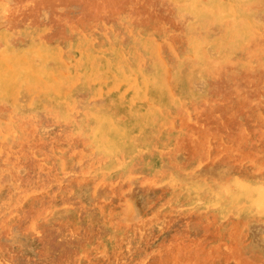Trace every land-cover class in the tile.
<instances>
[{"label":"rangeland","instance_id":"rangeland-1","mask_svg":"<svg viewBox=\"0 0 264 264\" xmlns=\"http://www.w3.org/2000/svg\"><path fill=\"white\" fill-rule=\"evenodd\" d=\"M194 1L0 0V264H264V216L237 223L247 198L175 201L178 184L264 187V0H232L229 32Z\"/></svg>","mask_w":264,"mask_h":264},{"label":"bare ground","instance_id":"bare-ground-1","mask_svg":"<svg viewBox=\"0 0 264 264\" xmlns=\"http://www.w3.org/2000/svg\"><path fill=\"white\" fill-rule=\"evenodd\" d=\"M140 1V0H139ZM192 1V0H191ZM197 1V0H196ZM196 1H194V2H196ZM199 2V1H198ZM209 2V1H208ZM212 2H213V5L211 6V7H206V8H203L202 9V11H203V13H202V16L204 17H206V19L208 18V19H215V20H219L218 22H220L219 24L221 25V26H223V25H225L226 27H225V30L226 31H230V30H232V27H231V23H233V22H235L236 20H238L237 18H235L234 17V12H233V8H234V3H233V1L232 0H225V1H220V0H212ZM248 2V1H247ZM260 2V1H259ZM210 3V2H209ZM245 3V2H244ZM28 4V3H27ZM192 4V3H191ZM201 4H202V2H201ZM242 4V3H241ZM260 4V3H259ZM53 5V4H52ZM190 5V4H189ZM237 5V4H236ZM165 6V5H164ZM203 6V5H202ZM253 6V5H252ZM257 6V5H256ZM264 6V5H263ZM192 7V6H191ZM247 7V6H246ZM197 8V7H196ZM250 8V7H249ZM248 8V9H249ZM253 8V7H252ZM143 9V8H142ZM194 9V8H193ZM256 9V8H255ZM16 10V9H15ZM197 11V10H196ZM195 11V12H196ZM61 12V11H60ZM199 12V11H198ZM198 12H196V13H198ZM252 13V12H251ZM127 14V13H126ZM125 14V15H126ZM201 16V18H203ZM254 16V15H253ZM197 17H198V14H197ZM247 18V17H246ZM245 19V18H244ZM196 20V19H195ZM246 20V19H245ZM244 20V21H245ZM262 20H263V18H262ZM204 22L206 23V21L204 20ZM252 22H253V20H252ZM195 23V22H194ZM239 23L241 24L242 23V21L240 22L239 21ZM250 23V22H249ZM259 23V22H258ZM257 23V24H258ZM201 24V23H200ZM207 24H209L208 22H207ZM206 24V25H207ZM210 24H212L211 22H210ZM262 24V23H261ZM169 25V24H168ZM195 25V24H194ZM213 25V24H212ZM212 25H210L211 27H212ZM215 25V24H214ZM187 26V25H186ZM199 26V25H198ZM249 26V25H248ZM263 26V25H262ZM204 27V26H203ZM206 27V26H205ZM204 27V28H205ZM199 28V27H198ZM240 28H241V25H240ZM253 28V27H252ZM264 28V27H263ZM197 29V28H196ZM201 29V28H200ZM200 29H197L198 31L200 30ZM216 29V28H215ZM242 29V28H241ZM246 29V28H245ZM250 29V28H249ZM150 30V29H149ZM189 30V29H188ZM202 30H203V28H202ZM206 30H208V29H206ZM218 30H220V29H218ZM260 30V29H259ZM187 31V30H186ZM192 31H194V30H192ZM209 31V30H208ZM215 31V30H214ZM226 31H225V33H226ZM234 31V30H233ZM245 31V30H244ZM251 32L253 31V30H250ZM136 32H137V30H136ZM155 32V31H154ZM190 32V31H189ZM188 32V33H189ZM210 32V31H209ZM87 33V32H86ZM142 33V32H141ZM194 33V32H193ZM225 33H224V35H225ZM234 33H235V31H234ZM239 33H240V31H239ZM245 33V32H244ZM247 33H249L250 34V32H246V34ZM253 33V32H252ZM251 33V34H252ZM89 34V33H88ZM152 34V33H151ZM156 34V33H155ZM155 34H153V36L155 35ZM197 34V33H196ZM203 34V33H202ZM212 34H213V32H212ZM216 34V33H215ZM217 34H219V33H217ZM221 34V33H220ZM245 34V35H246ZM259 34V33H258ZM150 35V34H149ZM190 35H192V34H190ZM201 35V34H200ZM207 35V34H206ZM228 34H226L225 36H227ZM234 35V34H233ZM236 35V34H235ZM234 35V36H235ZM244 35V34H243ZM253 36V38L252 37H250L251 38V40L253 39V42H254V39H257L256 38V36H255V38H254V34H252ZM91 36V35H90ZM89 36V37H90ZM109 36V35H108ZM258 36V35H257ZM145 37V36H144ZM159 37V36H158ZM219 37V36H218ZM239 37V36H238ZM246 37V36H245ZM244 37V38H245ZM260 37V36H259ZM91 38V37H90ZM109 38H110V36H109ZM147 38V37H146ZM149 38V37H148ZM147 38V39H148ZM180 38V37H179ZM183 38V37H182ZM181 38V39H182ZM219 38H221V37H219ZM226 38V37H225ZM237 38V37H236ZM247 38V37H246ZM250 38L249 39H247V40H250ZM72 39H73V35H72ZM106 39V38H105ZM145 39V38H144ZM152 39H153V37H152ZM186 39V38H185ZM215 39V38H214ZM213 39V40H214ZM240 40H241V37L239 38ZM86 40V39H85ZM84 40V41H85ZM88 40V39H87ZM93 40V39H92ZM92 40H91V42H92ZM108 40V39H107ZM151 40V39H150ZM149 40V41H150ZM183 40V39H182ZM192 40V39H191ZM204 40H205V38H204ZM219 40V39H218ZM227 40V39H226ZM232 40H233V38H232ZM246 40V41H247ZM90 41V40H89ZM94 41V40H93ZM185 41V40H184ZM220 41V40H219ZM231 41V40H230ZM236 41V40H235ZM239 41V40H238ZM245 41V42H246ZM90 42V43H91ZM118 42V41H117ZM167 42V41H166ZM186 42V41H185ZM188 42V41H187ZM204 42V41H203ZM207 42V41H206ZM222 42V41H221ZM244 42V43H245ZM261 42V41H260ZM89 42H87L86 44H88ZM162 43V42H161ZM168 43V42H167ZM180 43V42H179ZM184 43V42H183ZM219 43V42H218ZM228 43V42H227ZM230 43V42H229ZM228 43V44H229ZM240 44L242 43V42H239ZM247 43V42H246ZM256 43H257V40H256ZM255 43V44H256ZM69 44V43H68ZM150 44V43H149ZM160 44V43H159ZM163 44H164V41H163ZM169 44V43H168ZM185 44V43H184ZM251 44V43H250ZM249 44V45H250ZM59 45V44H58ZM70 45V44H69ZM204 45V44H203ZM217 45H219V44H217ZM223 45V44H222ZM221 45V46H222ZM246 45V44H245ZM252 45V44H251ZM86 46V45H85ZM88 46V45H87ZM134 46V45H133ZM151 46H152V44H151ZM180 46V45H179ZM178 46V47H179ZM233 46H236V44L235 45H233ZM57 47V46H56ZM70 47V46H69ZM84 47V46H83ZM82 47V48H83ZM129 47V46H128ZM156 47V46H155ZM168 47V46H167ZM172 47V46H171ZM170 47V48H171ZM181 47H183V46H181ZM185 47V46H184ZM202 47V46H201ZM212 47V46H211ZM237 47V46H236ZM247 47V46H246ZM249 47V46H248ZM76 48V47H75ZM135 48V47H134ZM153 48V47H152ZM203 48V47H202ZM232 48V47H231ZM231 48H230V50H231ZM234 48V47H233ZM245 48V47H244ZM253 48H255V47H253ZM264 48V47H263ZM81 49V48H80ZM88 49V48H87ZM86 49V50H87ZM164 49V48H163ZM173 49V48H172ZM171 49V50H172ZM223 49H225V48H223ZM240 49V48H239ZM252 48H250V49H248V50H251ZM60 50V49H59ZM67 50V49H66ZM86 50H84V51H86ZM179 50V49H178ZM219 50V49H218ZM233 50V49H232ZM236 50V49H235ZM246 50H247V48H246ZM246 50L244 51V52H246ZM247 50V51H248ZM58 51V50H57ZM126 51V50H125ZM137 51V50H136ZM168 51V50H167ZM172 51H175V50H172ZM205 52H206V50H204ZM215 51H217L216 49H215ZM214 51V52H215ZM241 51V50H240ZM255 51V50H254ZM257 51V50H256ZM55 52V51H54ZM59 52H61V50L60 51H58V53ZM62 52H64L63 50H62ZM82 52V51H81ZM80 52V53H81ZM127 52V51H126ZM152 53H153V50L151 51ZM166 52V51H165ZM204 52V53H205ZM229 52V51H228ZM233 52V51H232ZM251 52V51H250ZM252 52H253V50H252ZM85 53V52H84ZM83 53V54H84ZM108 53V52H107ZM135 53V52H134ZM150 53V52H149ZM207 53V52H206ZM213 53V52H212ZM211 53V54H212ZM218 53V52H217ZM216 53V54H217ZM237 53V52H236ZM248 53V52H247ZM246 53V54H247ZM255 53V52H254ZM43 54V53H42ZM62 54V53H61ZM105 54H106V52H105ZM132 54V53H131ZM135 54H137V53H135ZM165 55H167L166 53H164ZM232 54V53H231ZM250 54V53H249ZM253 54V53H252ZM260 54V53H259ZM56 56L57 55H59V54H55ZM78 55V54H77ZM82 55V54H81ZM80 55V56H81ZM86 56H87V54H85ZM84 55V56H85ZM99 55V54H98ZM101 55V54H100ZM121 55V54H120ZM126 55V54H125ZM162 55V54H161ZM160 55V56H161ZM208 55V54H207ZM213 55H215V54H213ZM212 55V56H213ZM236 55V54H235ZM234 55V56H235ZM244 55V54H243ZM255 55V54H254ZM80 56H78V57H80ZM94 56V55H93ZM110 56V55H109ZM115 56V55H114ZM113 56V57H114ZM122 56V55H121ZM149 56V55H148ZM150 56H151V54H150ZM159 56V55H158ZM164 56V55H163ZM224 56V55H223ZM251 56V55H250ZM257 56V55H256ZM89 57H91V56H89ZM88 57V58H89ZM156 56L154 55V58H155ZM171 57V56H170ZM169 57V58H170ZM176 57V56H175ZM179 57V56H178ZM207 57V56H206ZM225 57H227V56H225ZM240 57H241V54H240ZM258 57V56H257ZM261 57V56H260ZM92 58V57H91ZM94 58H95V56H94ZM94 58H92V59H94ZM116 58V57H115ZM122 58V57H121ZM123 58H124V56H123ZM160 58V57H159ZM218 58V57H217ZM255 58V57H254ZM264 58V57H263ZM57 59V58H56ZM86 59V58H85ZM104 59H106L107 60V58H104ZM103 59V60H104ZM129 59V58H128ZM220 59V58H219ZM227 59V58H226ZM243 59H245V58H243ZM247 59V58H246ZM81 60V59H80ZM97 61V59H94V61ZM114 60V59H113ZM116 60V59H115ZM118 60V59H117ZM149 60V59H148ZM171 60V59H170ZM184 60V59H183ZM195 60V59H194ZM225 60V59H224ZM250 60V59H249ZM85 61V60H84ZM83 61V62H84ZM128 61V60H127ZM140 61V60H139ZM160 61V60H159ZM169 61V60H168ZM191 61V60H190ZM192 61H193V59H192ZM211 61V60H210ZM220 61V60H219ZM228 61V60H227ZM233 61V60H232ZM251 61V60H250ZM259 61V60H258ZM87 62V61H86ZM93 62V61H92ZM115 61H113V63H114ZM146 62V61H145ZM162 62V61H161ZM194 62V61H193ZM205 62V60H203V62L202 63H204ZM225 62V61H224ZM231 62V61H230ZM89 63V62H88ZM110 63V62H109ZM128 63V62H127ZM126 63V64H127ZM195 63V62H194ZM202 63H201V65H202ZM221 63V62H220ZM51 64V63H50ZM99 64V63H98ZM103 64V63H102ZM141 64V63H140ZM145 64V63H144ZM162 64V63H161ZM197 64V63H196ZM195 64V65H196ZM240 64H241V62H240ZM245 64H246V62H245ZM80 65V64H79ZM83 65V64H82ZM91 65V64H90ZM100 65V64H99ZM113 65H116V64H113ZM130 65V64H129ZM167 65V64H166ZM195 65H193V66H195ZM239 65V64H238ZM261 65V64H260ZM259 65V66H260ZM263 65V64H262ZM163 66V65H162ZM183 66V65H182ZM198 66H200V65H198ZM218 66V65H217ZM244 66H246V65H244ZM28 67V66H27ZM192 66H190V68H191ZM196 67H197V65H196ZM203 67H205V66H203ZM75 68H77V67H75ZM82 68V67H81ZM96 68V67H95ZM99 68V67H98ZM163 68V67H162ZM176 68V67H175ZM227 68H228V66H227ZM84 69V68H83ZM124 69V68H123ZM178 69H180V68H178ZM192 69V68H191ZM200 69V68H199ZM201 69H203V68H201ZM235 69H237V68H235ZM260 69V68H259ZM264 69V68H263ZM82 70V69H81ZM89 70V69H88ZM95 70V69H94ZM93 70V71H94ZM161 70H163V69H161ZM203 70H206V69H203ZM230 70V69H229ZM239 70H240V67H239ZM242 70H243V68H242ZM19 71V70H18ZM30 71V70H29ZM74 71V70H73ZM84 71V70H83ZM92 71V72H93ZM103 71V70H102ZM105 71V70H104ZM107 71V70H106ZM106 71H105V73H106ZM171 71V70H170ZM179 71V70H178ZM192 71V70H191ZM207 71V70H206ZM255 71V70H254ZM165 72V71H164ZM183 72V71H182ZM200 72H202V71H200ZM205 72V71H204ZM231 72V71H230ZM263 72V71H262ZM81 73V72H80ZM99 72H95V73H92V74H94V75H97ZM103 73V72H102ZM118 73H119V71H118ZM179 73V72H178ZM243 73V72H242ZM248 73V72H247ZM29 74V73H28ZM71 74V73H70ZM78 74H79V72H78ZM87 74V73H86ZM215 74V73H214ZM220 74V73H219ZM231 74V73H230ZM33 76H34V74H32ZM32 75H31V78H32ZM79 75H81V74H79ZM160 75H162L161 73H160ZM257 75V74H256ZM262 75V74H261ZM70 76V75H69ZM68 76V77H69ZM83 76V75H82ZM87 76H88V74H87ZM100 76V75H99ZM108 76V75H107ZM163 76V75H162ZM188 76H189V74H188ZM202 76V75H201ZM217 76H218V79H219V76L220 75H218L217 74ZM248 76V75H247ZM246 76V77H247ZM253 76V75H252ZM92 77V76H91ZM91 77H90V79H91ZM215 77V76H214ZM77 78V77H76ZM79 78H80V76H79ZM83 78H84V76H83ZM98 78V77H97ZM114 78V77H113ZM119 78V77H118ZM207 78H208V76H207ZM224 78V77H223ZM37 79H39V77L37 78ZM93 79H94V77H93ZM217 79V78H216ZM239 79V78H238ZM262 79V78H261ZM41 80V79H40ZM58 80V79H57ZM63 80V79H62ZM67 80V79H66ZM69 80H71V78L69 79ZM113 80V79H112ZM135 80V79H134ZM188 80V79H187ZM203 80V79H202ZM214 80V79H213ZM242 80H243V78H242ZM14 81V80H13ZM68 81V80H67ZM99 81V80H98ZM117 81V80H116ZM168 81V80H167ZM220 81V80H219ZM258 81V80H257ZM256 81V82H257ZM261 81H263V80H261ZM41 82V81H40ZM42 82H43V80H42ZM68 82H70V81H68ZM76 82V81H75ZM78 82V81H77ZM105 82V81H104ZM115 82V81H114ZM114 82H113V84H114ZM118 82H119V80H118ZM118 82H116V83H118ZM164 82V81H163ZM166 82V81H165ZM189 82V81H188ZM212 82V81H211ZM214 82V81H213ZM222 82V81H221ZM228 82V81H227ZM232 82V81H231ZM18 83V82H17ZM99 83V82H98ZM128 83V82H127ZM139 83V82H138ZM167 83V82H166ZM245 83V82H244ZM249 83V82H248ZM10 84V81L9 80H5V87L3 88V89H1V93H2V90H4V92H6V88H7V86ZM168 84V83H167ZM189 84V83H188ZM214 84V83H213ZM27 85V84H26ZM32 85V84H31ZM39 85V84H38ZM70 85H72L73 86V84H71L70 83ZM81 85V84H80ZM89 85V84H88ZM94 85V84H93ZM118 85V84H117ZM150 85V84H149ZM218 85V84H217ZM221 85V84H220ZM228 85H230V84H228ZM234 85V84H233ZM243 85V84H242ZM244 85H246V84H244ZM248 85V84H247ZM255 85V84H254ZM263 85V84H262ZM65 86V85H64ZM107 86H110V85H107ZM132 86V85H131ZM136 86V85H135ZM212 86V85H211ZM222 86V85H221ZM251 86V85H250ZM249 86V87H250ZM35 87H36V85H35ZM97 87V86H96ZM102 87V86H101ZM106 87V86H105ZM125 87V86H124ZM217 87V86H216ZM252 87V86H251ZM263 87V86H262ZM41 88H43L42 86H41ZM67 88V87H66ZM92 88H93V86H92ZM95 88V87H94ZM100 88V87H99ZM116 88V86L114 87V89ZM211 88V87H210ZM242 88V87H241ZM40 89V88H39ZM65 89V88H64ZM63 89V90H64ZM103 89V88H102ZM110 89H113V88H110ZM113 89V90H114ZM128 89V88H127ZM132 88H130V90H131ZM174 89V88H173ZM190 89V88H189ZM201 89H202V87H201ZM218 89V88H217ZM225 89V88H224ZM223 89V90H224ZM230 89V88H229ZM251 89V88H250ZM261 89V88H260ZM66 90V89H65ZM112 90V91H113ZM134 90V89H133ZM167 90V89H166ZM200 90V89H199ZM67 91V90H66ZM98 91H99V89H98ZM105 91V90H104ZM104 91H102V92H104ZM120 91V90H119ZM190 91V90H189ZM209 91V90H208ZM207 91V92H208ZM246 91H247V89H246ZM263 91H264V88H263ZM43 92V91H42ZM101 92V93H102ZM121 92V91H120ZM129 92V91H128ZM147 92V91H146ZM151 92V91H150ZM210 92V91H209ZM215 92V91H214ZM213 92V93H214ZM219 92V91H218ZM223 92V91H222ZM229 92V91H228ZM238 92V91H237ZM242 92V91H241ZM240 92V93H241ZM244 92V91H243ZM260 92V91H259ZM67 93V92H66ZM115 93V92H114ZM149 93V92H148ZM251 93H253V92H251ZM61 94V93H60ZM97 94V93H96ZM133 94V93H132ZM156 94V93H155ZM170 94V93H169ZM195 94V93H194ZM202 94H204V92L202 93ZM208 94V93H207ZM206 94V95H207ZM212 94V93H211ZM224 94V93H223ZM242 94V93H241ZM240 94V95H241ZM244 94H246V93H244ZM38 95V94H37ZM99 95V94H98ZM147 95V94H146ZM225 95V94H224ZM228 95V94H227ZM237 95V94H236ZM261 95V94H260ZM260 95H256L257 97L258 96H260ZM60 96V95H59ZM174 96V95H173ZM209 96V95H208ZM207 96V97H208ZM215 96V95H214ZM262 96V95H261ZM41 97V96H40ZM167 97V96H166ZM177 97V96H176ZM201 97V96H200ZM205 97V96H204ZM211 97V96H210ZM216 97V96H215ZM221 97V96H220ZM224 97V96H223ZM246 97H247V95H246ZM254 97V96H253ZM10 98V97H9ZM57 98V97H56ZM164 99H165V97H163ZM162 98V99H163ZM172 98V97H171ZM206 98V97H205ZM245 98V97H244ZM247 98H249V97H247ZM255 98V97H254ZM148 99V98H147ZM178 99V98H177ZM116 100V99H115ZM199 100V99H198ZM210 100V99H209ZM218 100V99H217ZM232 100V99H231ZM230 100V101H231ZM249 100V99H248ZM254 100V99H253ZM52 101V100H51ZM62 101V100H61ZM74 101V100H73ZM161 101V100H160ZM159 101V102H160ZM172 101V100H171ZM175 101V100H174ZM202 101H204L203 99H202ZM220 101V100H219ZM12 102V101H11ZM115 102V101H114ZM162 102V101H161ZM198 102V101H197ZM211 102V101H210ZM223 102V101H222ZM225 102V101H224ZM116 103H117V101H116ZM138 103H139V101H138ZM163 103H164V101H163ZM171 103V102H170ZM181 103V102H180ZM190 103V102H189ZM188 103V104H189ZM193 103V102H192ZM202 103V102H201ZM214 103V102H213ZM212 103V104H213ZM254 103V102H253ZM73 104V103H72ZM131 104V103H130ZM140 104V103H139ZM187 104V105H188ZM194 104V103H193ZM236 104V103H235ZM65 105H66V103H65ZM119 105V104H118ZM156 105V104H155ZM163 105V104H162ZM185 105V104H184ZM201 105V104H200ZM216 104H214V106H215ZM227 105V104H226ZM238 105V104H237ZM260 105V104H259ZM262 105V104H261ZM41 106V105H40ZM64 106V105H63ZM136 106V105H135ZM145 106H147V105H145ZM183 106V105H182ZM204 106V105H203ZM247 106V105H246ZM253 106V105H252ZM256 106H258V105H256ZM263 106V105H262ZM122 107H123V105H122ZM121 107V108H122ZM134 107V106H133ZM137 107V106H136ZM136 107H135V109H136ZM142 107V106H141ZM140 107V108H141ZM164 107V106H163ZM173 107V106H172ZM175 107V106H174ZM187 107V106H186ZM185 107V108H186ZM196 107V106H195ZM225 107H227V106H225ZM233 107H235L236 108V105L235 106H233ZM248 107V106H247ZM250 107V106H249ZM260 107V106H259ZM66 108V107H65ZM146 108V107H145ZM150 108V107H149ZM152 108V107H151ZM161 108V107H160ZM176 108H178V107H176ZM207 108V107H206ZM220 108V107H219ZM230 108V107H229ZM246 108V107H245ZM55 109V108H54ZM61 109H63V108H61ZM119 109V108H118ZM157 109V108H156ZM173 109V108H172ZM198 109V108H197ZM209 109V108H208ZM213 109H214V107H213ZM217 109V108H216ZM222 109V108H221ZM228 109V108H227ZM237 109V108H236ZM243 109H244V107H243ZM253 109V108H252ZM251 109V110H252ZM255 109V108H254ZM259 109V108H258ZM158 110H160V109H158ZM210 110V109H209ZM234 110V109H233ZM233 110H232V112H233ZM57 111V110H56ZM55 111V112H56ZM65 111V110H64ZM122 111V110H121ZM140 111V110H139ZM167 111V110H166ZM205 112L207 111V110H204ZM158 112V111H157ZM183 112V111H182ZM185 112V111H184ZM203 112V111H202ZM217 112H220L219 111V109H218V111ZM251 112V111H250ZM52 113H54V112H52ZM59 113V112H58ZM62 113V112H61ZM67 113V112H66ZM66 113H64V114H66ZM124 113V112H123ZM130 113V112H129ZM176 113V112H175ZM200 113V112H199ZM213 113V112H212ZM222 113H224V112H222ZM229 113V112H228ZM50 114V113H49ZM60 114V113H59ZM127 114V113H126ZM160 114V113H159ZM163 114H165V113H163ZM178 114V113H177ZM196 114V113H195ZM215 114V113H214ZM246 114V113H245ZM18 115V114H17ZM23 115V114H22ZM26 114H24L23 116H25ZM68 115V114H67ZM88 115V114H87ZM169 115V114H168ZM212 115V117H213V114H211ZM215 115H217V114H215ZM247 115V114H246ZM27 116V115H26ZM32 116V115H31ZM69 116V115H68ZM72 116V115H71ZM70 116V117H71ZM143 116V115H142ZM141 116V117H142ZM154 116V115H153ZM162 116V115H161ZM164 116V115H163ZM174 116H176V118H177V115H174ZM197 116V115H196ZM208 116V115H207ZM220 116V115H219ZM262 116V115H261ZM15 117V116H14ZM17 117V116H16ZM160 117V116H159ZM171 117V116H170ZM218 117V116H217ZM228 117H230V116H228ZM27 118H28V116H27ZM26 118V119H27ZM139 118V117H138ZM145 118V117H144ZM167 118V117H166ZM206 118V117H205ZM214 118V117H213ZM23 119V118H22ZM25 119V120H26ZM29 119V118H28ZM69 119V118H68ZM141 119V118H140ZM156 119V118H155ZM159 119H161V117L159 118ZM162 119H164L163 117H162ZM187 119V118H186ZM191 119V118H190ZM189 119V120H190ZM209 119V118H208ZM224 119V118H223ZM230 119V118H229ZM232 119V118H231ZM239 119V118H238ZM71 120V119H70ZM86 120V119H85ZM84 120V121H85ZM144 120V119H143ZM165 120V119H164ZM175 120V119H174ZM188 120V121H189ZM205 120H207V119H205ZM209 120H211V118L209 119ZM215 120V119H214ZM32 121V120H31ZM34 121V120H33ZM62 121V120H61ZM170 121H171V119H170ZM195 121V120H194ZM216 121V120H215ZM25 122V121H24ZM86 122V121H85ZM126 122V121H125ZM162 122V121H161ZM255 122V121H254ZM253 122V123H254ZM7 123V122H6ZM27 123H29V121L27 122ZM32 123V122H31ZM154 123V122H153ZM167 123V122H166ZM175 123V122H174ZM202 123V122H201ZM208 123V122H207ZM218 123V122H217ZM221 123V122H220ZM240 123V122H239ZM30 124V123H29ZM92 124V123H91ZM159 124V123H158ZM161 124V123H160ZM171 124V123H170ZM197 124V123H196ZM237 124V123H236ZM241 124V123H240ZM24 125H25V123H24ZM90 125V124H89ZM212 125V124H211ZM147 127H148V125H146ZM163 126H164V124H163ZM166 126V125H165ZM209 126V125H208ZM208 126H206V127H208ZM10 127H11V125H10ZM86 127V126H85ZM138 127V126H137ZM156 127V126H155ZM245 127V126H244ZM1 128V127H0ZM13 128V127H12ZM25 127H23V129H24ZM82 128H83V125H82ZM164 128V127H163ZM177 128V127H176ZM180 128V127H179ZM226 128V127H225ZM22 129V130H23ZM136 129V128H135ZM153 129V128H152ZM155 129V128H154ZM243 129H245V128H243ZM262 129V128H261ZM2 130V129H1ZM90 130V129H89ZM225 130H227V129H225ZM27 131V130H26ZM81 131H82V129H81ZM92 131V130H91ZM144 131V130H143ZM264 131V130H263ZM2 132V131H1ZM87 132H89V131H87ZM150 132V131H149ZM153 132V131H152ZM167 132V131H166ZM185 132V131H184ZM209 132V131H208ZM82 132H80V134H81ZM219 133V132H218ZM16 134V133H15ZM135 134V133H134ZM151 134V133H150ZM26 135V134H25ZM137 135V134H136ZM156 135V134H155ZM154 135V136H155ZM159 135V134H158ZM157 135V136H158ZM160 135H161V133H160ZM264 135V134H263ZM14 136V135H13ZM53 136V135H52ZM81 136H83L82 134H81ZM80 136V137H81ZM135 136V135H134ZM3 137V136H2ZM64 137V136H63ZM93 137V136H92ZM138 137V136H137ZM151 137V136H150ZM191 137V136H190ZM195 137H196V134H195ZM207 137V136H206ZM210 137V136H209ZM242 137V136H241ZM240 137V138H241ZM247 137V136H246ZM6 138V137H5ZM17 138V137H16ZM41 138V137H40ZM67 138H69V136L67 137ZM90 138H91V136H90ZM8 139V138H7ZM31 139V138H30ZM63 139V138H62ZM160 139V138H159ZM222 139V138H221ZM226 139V138H225ZM231 139H233V138H231ZM0 140H2L1 138H0ZM163 140V139H162ZM209 140V139H208ZM212 140V139H211ZM243 140V139H242ZM92 141V140H91ZM94 141V140H93ZM96 141V140H95ZM94 141V142H95ZM104 141H105V143H108V141H109V137H106V138H104ZM117 141H118V139H117ZM176 141V139L174 140V142ZM239 141H240V139H239ZM13 142H14V140H13ZM90 142V141H89ZM94 142H93V144H94ZM146 142V141H145ZM164 142V141H163ZM162 142V143H163ZM242 142V141H241ZM258 142V141H257ZM256 142V143H257ZM27 143H29V142H27ZM148 143V142H147ZM11 144H12V142H11ZM10 144V145H11ZM25 144V143H24ZM137 144V143H136ZM209 144V143H208ZM236 144H237V142H236ZM34 145V144H33ZM96 145V144H95ZM110 145V144H109ZM147 145V144H146ZM130 146V145H129ZM173 146V145H172ZM8 147H9V145H8ZM31 147V146H30ZM114 147V146H113ZM140 147V146H139ZM170 147V146H169ZM32 148V147H31ZM109 148H111V147H109ZM180 148V147H179ZM206 148H208V147H206ZM82 149V148H81ZM142 149V148H141ZM148 149V148H147ZM159 149V148H158ZM175 149H177V148H175ZM45 150H47V149H45ZM44 150V151H45ZM77 150V149H76ZM174 150V149H173ZM82 151V150H81ZM103 151V150H102ZM124 151V150H123ZM135 152H136V150H134ZM176 151V150H175ZM74 152V151H73ZM95 152V151H94ZM105 152V151H104ZM140 152V151H139ZM145 152V151H144ZM165 152V151H164ZM234 152V151H233ZM52 153V152H51ZM51 153H46V155H50ZM82 153H83V151H82ZM93 153V152H92ZM122 153V152H121ZM121 153H119V154H121ZM137 154H138V152H136ZM145 153H147V152H145ZM144 153V154H145ZM163 153V152H162ZM207 153H208V150H207ZM6 154H7V152H6ZM85 154H87V153H85ZM118 154V153H117ZM124 154V153H123ZM9 155V154H8ZM89 155V154H88ZM94 155V154H93ZM113 155V154H112ZM146 155V154H145ZM90 156V155H89ZM92 156V155H91ZM96 156H97V154H96ZM109 156V155H108ZM117 156V155H116ZM115 156V157H116ZM170 156V155H169ZM94 157H95V155H94ZM111 157V156H110ZM110 157H108V161H109V159H110ZM96 158V157H95ZM134 158V157H133ZM207 158H208V156H207ZM5 159V158H4ZM10 159V158H9ZM93 159V158H92ZM91 159V160H92ZM97 159H98V156H97ZM102 159V158H101ZM100 159V160H101ZM116 159H118V157L116 158ZM116 159H115V161H116ZM122 159H123V157H122ZM128 159V158H127ZM126 159V160H127ZM130 159V158H129ZM7 160V159H6ZM88 160V159H87ZM90 160V161H91ZM99 160V161H100ZM106 160V159H105ZM132 160H134V159H132ZM214 160V159H213ZM89 161V160H88ZM89 161V162H90ZM97 161V160H96ZM137 161V160H136ZM139 161H140V159H139ZM76 162V161H75ZM74 162V163H75ZM98 162V161H97ZM149 162V161H148ZM154 162V161H153ZM199 162H200V160H199ZM4 163H5V161H4ZM12 163V162H11ZM92 163H93V161H92ZM103 163V162H102ZM122 163H123V161H122ZM151 163H152V161H151ZM150 163V164H151ZM164 163H166V162H164ZM6 164V163H5ZM14 164V163H13ZM86 164H88V163H86ZM97 164V163H96ZM95 164V165H96ZM106 164V163H105ZM146 164V163H145ZM153 164V163H152ZM84 165V164H83ZM82 165V166H83ZM93 165V164H92ZM94 165V166H95ZM97 165H99V164H97ZM104 165V164H103ZM7 166V165H6ZM21 166V165H20ZM116 166V165H115ZM121 166V165H120ZM119 166V167H120ZM136 166V165H135ZM160 166V165H159ZM171 166V165H170ZM88 167V166H87ZM146 167H148V166H146ZM9 168V167H8ZM37 168V167H36ZM42 168V167H41ZM57 168V167H56ZM76 168V167H75ZM89 168V167H88ZM98 168V167H97ZM97 168H95V169H97ZM113 168H115V167H113ZM118 168V167H117ZM163 168H164V166H163ZM166 168V167H165ZM194 168V167H193ZM7 169V168H6ZM77 169V168H76ZM91 169V168H90ZM94 169V170H95ZM109 170H110V168H108ZM158 169V168H157ZM12 170V169H11ZM38 170V169H37ZM103 170H105V169H103ZM107 170V169H106ZM194 170V169H193ZM8 171H9V169H8ZM55 171H56V169H55ZM75 171V170H74ZM77 171V170H76ZM75 171V172H76ZM80 171V170H79ZM100 171V170H99ZM218 171V170H217ZM39 172V171H38ZM109 172V171H108ZM187 172V171H186ZM257 172V171H256ZM45 173V172H44ZM79 173V172H78ZM77 173V174H78ZM88 173V172H87ZM149 173V172H148ZM159 173V172H158ZM170 173V172H169ZM195 173V172H194ZM214 173V172H213ZM74 174V173H73ZM81 174V173H80ZM82 174H85V173H82ZM138 174V173H137ZM32 175V174H31ZM40 175V174H39ZM141 175V174H140ZM170 175V174H169ZM222 175H223V173H222ZM222 175H219V176H222ZM226 175H227V173H226ZM235 175V174H234ZM35 176V175H34ZM37 176V175H36ZM42 176V175H41ZM45 176V175H44ZM63 176V175H62ZM106 176V175H105ZM173 176V175H172ZM187 176V175H186ZM196 176V175H195ZM212 176V175H211ZM14 177V176H13ZM32 177V176H31ZM43 177V176H42ZM194 177V176H193ZM198 177V176H197ZM257 177V176H256ZM255 177V178H256ZM261 177V176H260ZM259 177V178H260ZM264 177V176H263ZM15 178V177H14ZM46 178V177H45ZM172 178V177H171ZM180 178V177H179ZM184 178V177H183ZM191 178V177H190ZM189 178V179H190ZM195 178V177H194ZM193 178V179H194ZM31 179V178H30ZM53 179V178H52ZM63 179H64V177H63ZM169 179V178H168ZM188 179V180H189ZM214 179H215V177H214ZM216 179H217V177H216ZM215 179V180H216ZM234 179V178H233ZM240 179V178H239ZM257 179V178H256ZM23 180V179H22ZM26 180V182H27V180L28 179H25ZM37 179H34V181H36ZM60 180V179H59ZM80 180H82V179H80ZM164 180V179H163ZM167 180V179H166ZM190 180H192V179H190ZM189 180V181H190ZM209 180V179H208ZM31 181V180H30ZM33 181V180H32ZM38 181H39V179H38ZM37 181V182H38ZM43 181H45V180H43ZM48 181V180H47ZM46 181V182H47ZM65 181V180H64ZM98 182H99V180H97ZM96 181V182H97ZM100 181H102V180H100ZM116 181V180H115ZM171 181V180H170ZM173 181V180H172ZM177 181V180H176ZM205 181H207V180H205ZM242 181V180H241ZM251 181V180H250ZM255 181V180H254ZM23 182V181H22ZM25 182V183H26ZM41 182V181H40ZM52 182V181H51ZM58 182V181H57ZM117 182V181H116ZM199 182V181H198ZM29 183V182H28ZM52 183H54V182H52ZM59 183H61V182H59ZM110 183V182H109ZM122 183V182H121ZM170 183V182H169ZM192 183H194L193 181H192ZM236 183V182H235ZM49 184V183H48ZM100 184V183H99ZM103 184V183H102ZM172 184V183H171ZM195 184V183H194ZM230 184V183H229ZM255 184V183H254ZM16 185V184H15ZM29 184H27V186H28ZM36 185H37V183H36ZM196 185V184H195ZM239 185V184H238ZM16 186H19V185H16ZM24 186H25V184H24ZM109 186V185H108ZM233 186H234V184H233ZM44 187V186H43ZM47 187V186H46ZM55 187V186H54ZM56 187H57V185H56ZM70 187V186H69ZM110 187V186H109ZM203 187V186H202ZM20 188V187H19ZM67 188V187H66ZM74 188V187H73ZM209 188V187H208ZM234 188V187H233ZM17 189V188H16ZM31 189H33V188H31ZM30 189V190H31ZM41 188H39V190H40ZM43 189V188H42ZM41 189V190H42ZM176 189H177V191H176V197H175V201L177 202V203H190V202H196V201H199V202H201V204L200 205H204L205 206V204H208V203H215L216 205H217V208H218V212H219V214L220 213H224L225 211H227V210H233V209H235V207H236V205H239V203H240V201H242L243 200V198L245 197V198H247L248 199V203L246 204V206L240 211L239 210V213H240V220L237 222V223H239V222H241V221H243V220H245V219H247V218H249V217H256V216H260V214L261 215H263L264 216V187H260V186H248V185H243V184H241V185H239V186H236V189H231V190H229V187L228 186H225V185H223V186H219V187H210L209 189H208V191H207V193H204V194H201V193H198L197 192V188H196V186L194 187L193 185H191L190 187H184L182 184H178V186L176 187ZM14 190V189H13ZM52 190H54L53 188H52ZM14 192V191H13ZM24 192V191H23ZM31 192H32V190H31ZM30 192V193H31ZM34 192V191H33ZM32 192V193H33ZM8 193V192H7ZM26 193V192H25ZM29 193V192H28ZM36 193V192H35ZM4 195V194H3ZM10 195H11V191H10ZM26 195V194H25ZM8 196V195H7ZM6 196V197H7ZM29 196V195H28ZM15 198H17V197H15ZM23 198V197H22ZM6 199V198H5ZM8 199H9V197H8ZM13 199V198H12ZM12 199H11V201H12ZM7 200V199H6ZM24 200V199H23ZM167 200V199H166ZM165 200V201H166ZM18 201V200H17ZM247 201V200H246ZM2 202V201H1ZM10 202V201H9ZM35 202V201H34ZM163 202V201H162ZM162 202H160V203H162ZM168 202V201H167ZM198 202V203H199ZM3 203H5V202H3ZM192 203V204H193ZM2 204V203H1ZM9 204V203H8ZM18 204H19V201H18ZM21 204V203H20ZM39 204V203H38ZM168 204V203H167ZM3 205V204H2ZM7 205V204H6ZM163 205V204H162ZM161 205V206H162ZM215 205V206H216ZM4 206V205H3ZM8 206V205H7ZM14 206V205H13ZM33 206V205H32ZM187 206V205H186ZM196 206H198V205H196ZM92 207V206H91ZM184 207V206H183ZM182 207V208H183ZM206 207V206H205ZM33 208V207H32ZM162 208V207H161ZM237 208V207H236ZM156 209H159V208H156ZM179 209V208H178ZM181 209V208H180ZM237 209H239V208H237ZM6 210V209H5ZM8 210V209H7ZM24 210H26V209H24ZM177 210V209H176ZM84 211V210H83ZM91 211V210H90ZM13 212V211H12ZM12 212H11V215H12ZM15 213V212H14ZM18 213V212H17ZM35 213V212H34ZM93 213H95V212H93ZM227 213V212H226ZM238 213V214H239ZM7 214V213H6ZM154 214V213H153ZM170 214V213H169ZM177 214V213H176ZM2 215V214H1ZM152 215V214H151ZM155 215V214H154ZM18 216V215H17ZM80 216H81V214H80ZM123 216V215H122ZM181 216V215H180ZM185 216V215H184ZM221 216V215H220ZM151 217V216H150ZM236 217V216H235ZM23 218V217H22ZM28 218V217H27ZM31 218V217H30ZM80 218V217H79ZM148 218V217H147ZM164 218V217H163ZM124 219V218H123ZM145 219V218H144ZM150 219V218H149ZM148 219V220H149ZM167 219V218H166ZM127 220V219H126ZM222 220V219H221ZM32 221V220H31ZM128 221V220H127ZM142 221H143V218H142ZM155 221V220H154ZM162 221H163V219H162ZM149 222H151V221H149ZM157 222V221H156ZM155 222V223H156ZM160 221H158V223H159ZM248 222V221H247ZM261 222V221H260ZM87 223V222H86ZM51 224V223H50ZM88 224V223H87ZM144 224V223H143ZM142 224V225H143ZM152 224V223H151ZM251 224V223H250ZM255 224V223H254ZM100 225H103V224H100ZM115 225V224H114ZM148 225H150V223L148 224ZM246 225V224H245ZM81 226H83V225H81ZM88 226V225H87ZM243 226V225H242ZM261 226H263V225H261ZM80 227V226H79ZM89 227V226H88ZM55 228V227H54ZM83 228V227H82ZM59 230H60V228H59ZM82 230V229H81ZM101 230V229H100ZM105 230V229H104ZM103 230V231H104ZM114 230V229H113ZM112 230V231H113ZM130 230V229H129ZM133 230V229H132ZM56 231H58V230H56ZM64 230L62 229V232H63ZM78 231V230H77ZM90 231V230H89ZM137 231H138V229H137ZM147 231V230H146ZM151 231V230H150ZM153 231V230H152ZM55 232V231H54ZM67 232V231H66ZM102 232V231H101ZM148 232V231H147ZM46 233V232H45ZM51 233V232H50ZM69 233H71V231L69 232ZM83 233V232H82ZM112 233V232H111ZM110 233V234H111ZM133 233V232H132ZM153 233V232H152ZM259 233H260V231H259ZM106 234V233H105ZM104 234V235H105ZM127 234V233H126ZM139 234V233H138ZM85 235V234H84ZM83 235V236H84ZM109 235V234H108ZM86 236V235H85ZM88 236V235H87ZM103 236V235H102ZM105 236H107V235H105ZM145 236V235H144ZM148 236V235H147ZM147 236H145V238L147 237ZM97 237V236H96ZM98 237H100V236H98ZM108 237V236H107ZM128 237V236H127ZM130 237V236H129ZM134 237H135V235H134ZM139 237V236H138ZM256 237V236H255ZM264 237V236H263ZM87 238V237H86ZM89 238V237H88ZM93 238V237H92ZM136 238V237H135ZM141 238V237H140ZM259 238V237H258ZM257 238V239H258ZM59 239H61V238H59ZM104 239V238H103ZM119 239H121V237L119 238ZM119 239H117V240H119ZM128 239V238H127ZM137 239V238H136ZM240 239H242V237L240 238ZM52 240V239H51ZM57 240V239H56ZM94 240H95V238H94ZM106 240V239H105ZM135 240V239H134ZM146 240V239H145ZM244 240V239H243ZM255 240V239H254ZM264 240V239H263ZM127 241V240H126ZM75 242V241H74ZM100 242V241H99ZM117 242V241H116ZM124 242V241H123ZM134 242V241H133ZM142 242H143V240H142ZM226 242H228L227 240H226ZM252 242V241H251ZM259 242V241H258ZM90 243V242H89ZM126 243V242H125ZM124 243V244H125ZM144 243V242H143ZM253 243H255V242H253ZM83 244V243H82ZM115 244V243H114ZM113 244V245H114ZM140 244V243H139ZM256 244V243H255ZM262 244V243H261ZM59 245V244H58ZM92 245V244H91ZM95 245H96V243H95ZM97 245H98V243H97ZM119 245V244H118ZM131 245H132V243H131ZM138 245V244H137ZM257 246H258V244H257ZM89 247V246H88ZM91 248H92V246H90ZM116 247V246H115ZM141 247H143V246H141ZM85 248V247H84ZM105 248H106V246H105ZM119 248V247H118ZM140 248V247H139ZM129 249H131V248H129ZM243 249V248H242ZM109 250V249H108ZM125 250V249H124ZM138 250V249H137ZM146 250V249H145ZM247 250H249V249H247ZM256 250V249H255ZM61 251V250H60ZM105 251V250H104ZM119 251H120V249H119ZM210 251V250H209ZM109 252H112V250L111 251H109ZM114 252V251H113ZM118 252V251H117ZM121 252V251H120ZM126 252V251H125ZM129 252V251H128ZM119 253V252H118ZM117 253V254H118ZM259 253V252H258ZM111 254V253H110ZM245 254V253H244ZM113 255V254H112ZM123 255V254H122ZM247 255V254H246ZM125 256V255H124ZM147 256V255H146ZM248 256V255H247ZM123 257V256H122ZM232 257V256H231ZM262 257V256H261ZM260 257V258H261ZM124 258V257H123ZM132 258H133V255H132ZM253 258V257H252ZM259 258V257H258ZM114 259H115V257H114ZM263 259V258H262ZM111 262V261H110ZM126 263V262H125ZM117 264V263H116Z\"/></svg>","mask_w":264,"mask_h":264}]
</instances>
